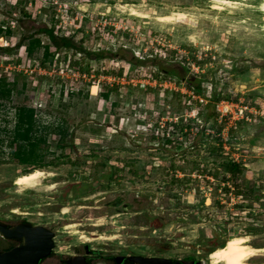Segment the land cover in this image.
Listing matches in <instances>:
<instances>
[{"label":"rangeland","instance_id":"rangeland-1","mask_svg":"<svg viewBox=\"0 0 264 264\" xmlns=\"http://www.w3.org/2000/svg\"><path fill=\"white\" fill-rule=\"evenodd\" d=\"M229 1L236 9L215 10L214 0H0V48L9 50L0 51V78L15 86L0 102V139L14 107L26 106L41 125L63 122L64 144L73 142L48 135L36 167L0 144V222L51 229L56 247L42 264H62L80 246L91 264L132 255L210 264L234 237L264 250V15L260 0ZM176 14L185 17L161 20ZM44 27L78 49L56 50ZM34 169L50 174L43 187L18 193L14 179ZM251 261L264 263V251Z\"/></svg>","mask_w":264,"mask_h":264},{"label":"trees","instance_id":"trees-1","mask_svg":"<svg viewBox=\"0 0 264 264\" xmlns=\"http://www.w3.org/2000/svg\"><path fill=\"white\" fill-rule=\"evenodd\" d=\"M2 31L0 30V33ZM40 34H43L52 47L57 49H69V50H77L78 47L75 45L71 38L65 36L57 35L53 28H41L38 30ZM6 33H9L8 31ZM25 39L28 37L22 38L18 45H21ZM38 42V41H36ZM0 51L8 52L9 50L6 48H0ZM47 51V50H46ZM30 50L28 54H30ZM85 55L90 59L98 60L103 56L97 53L85 52ZM164 72V70H162ZM176 72L172 71V74ZM14 87L12 84L7 83L4 78H0V102L10 101L12 93L14 91ZM188 87L192 88V85L188 83ZM105 97H107L105 95ZM1 105V104H0ZM213 108V106H211ZM213 110V109H212ZM216 113L211 112L209 114L202 113V121L206 123L208 119L211 117H215ZM6 127V126H5ZM4 127V129H6ZM8 137L6 140L0 139V144L6 142V147L8 149V155L11 160H16L20 165L31 164L36 167V163L39 159L38 149L39 145L46 142V137L48 135H56L58 136V145L59 146H72V139L68 144H64L66 138L68 137L67 130L63 127V122L58 124H46L41 125L36 119L35 110L31 107L26 106H18L14 107V121L13 126L9 131L4 130ZM56 164H53L55 166ZM233 172L237 171L241 173L239 170V165H233ZM113 174H110V178H112ZM238 196L245 195L243 192H237Z\"/></svg>","mask_w":264,"mask_h":264},{"label":"water","instance_id":"water-1","mask_svg":"<svg viewBox=\"0 0 264 264\" xmlns=\"http://www.w3.org/2000/svg\"><path fill=\"white\" fill-rule=\"evenodd\" d=\"M0 237L18 243L9 251L0 252V264H38L50 256L54 248V233L42 227L0 224ZM132 264H173V260L162 257L128 256ZM119 261V260H118ZM69 264H88L84 257H74Z\"/></svg>","mask_w":264,"mask_h":264},{"label":"bare ground","instance_id":"bare-ground-1","mask_svg":"<svg viewBox=\"0 0 264 264\" xmlns=\"http://www.w3.org/2000/svg\"><path fill=\"white\" fill-rule=\"evenodd\" d=\"M260 1L261 3L259 6V11L264 15V0H260ZM214 2H215V4L213 3L214 9L218 11L225 10V7L236 9L235 6L237 5V2H231L229 0H214ZM131 8H129V10ZM132 15L136 17H142L141 14L135 11L132 13ZM174 17H177V19L179 18L183 20L185 16L183 14H176V15H171V16H165L161 18V20L175 21L176 18ZM46 176H50V174L46 175L42 170L34 169L28 173L18 175L14 179L13 183H14V186H16L18 189L17 192L20 193L21 191H24L26 189H35L37 187H40L41 181L44 180ZM46 188L47 190H51L54 188V185L50 184ZM66 212L67 210L64 209L62 211V214H65ZM75 234H78V232L75 231ZM81 238H84L85 240L84 236H81ZM248 240H249L248 237L230 238V240H228V242L225 245L216 248L215 252L212 254V257L209 258L210 264H264V263H254L251 261L256 256L257 252H261V251L263 252L264 250L263 249H253L252 247L248 245V242H249Z\"/></svg>","mask_w":264,"mask_h":264},{"label":"flooded vegetation","instance_id":"flooded-vegetation-1","mask_svg":"<svg viewBox=\"0 0 264 264\" xmlns=\"http://www.w3.org/2000/svg\"><path fill=\"white\" fill-rule=\"evenodd\" d=\"M115 203H120V200H116ZM1 225H4L6 227H13V226H16V225H28V226H31V227H42V228H46L48 230H51L45 226H41V225H33L31 223H28L26 224L25 222H16V223H12V224H5V223H1ZM52 231V230H51ZM53 232V231H52ZM54 233V232H53ZM54 237H55V234H54ZM1 238V237H0ZM2 239V238H1ZM4 240V239H2ZM54 240V238H53ZM5 242H7L9 244V248L5 249V250H0V252H5V251H9L11 249H13L14 247H16L18 245V243L14 242V241H8V240H4ZM56 247V244H55V241H54V248L50 254V256H48L47 258H44L42 260L39 261L38 264H42L45 260L49 259L52 255H53V252H54V249ZM74 254L71 255L68 259L66 260H61L62 264H69L68 262L71 261L74 257H84L86 262L88 264H91L90 262V255H91V252L88 250L87 246H80V247H74ZM128 256H125V257H122V256H117L115 257V262L116 264H132L131 262H128L126 260ZM143 257H160V256H143ZM163 258V257H162ZM119 260V261H118ZM172 260V259H171ZM173 264H182V263H179L175 260H173Z\"/></svg>","mask_w":264,"mask_h":264},{"label":"built area","instance_id":"built-area-1","mask_svg":"<svg viewBox=\"0 0 264 264\" xmlns=\"http://www.w3.org/2000/svg\"><path fill=\"white\" fill-rule=\"evenodd\" d=\"M219 112L222 113V111L219 109ZM229 111L227 110V108L225 109V111H223V114H227Z\"/></svg>","mask_w":264,"mask_h":264}]
</instances>
